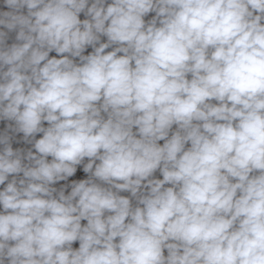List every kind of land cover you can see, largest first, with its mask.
I'll return each instance as SVG.
<instances>
[{
	"label": "clouds",
	"instance_id": "obj_1",
	"mask_svg": "<svg viewBox=\"0 0 264 264\" xmlns=\"http://www.w3.org/2000/svg\"><path fill=\"white\" fill-rule=\"evenodd\" d=\"M0 264H264V0H0Z\"/></svg>",
	"mask_w": 264,
	"mask_h": 264
}]
</instances>
